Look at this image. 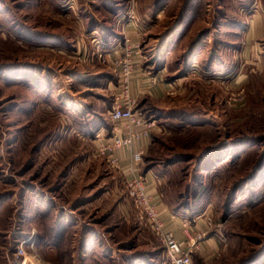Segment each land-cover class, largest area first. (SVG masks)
Masks as SVG:
<instances>
[{
	"label": "rangeland",
	"instance_id": "rangeland-1",
	"mask_svg": "<svg viewBox=\"0 0 264 264\" xmlns=\"http://www.w3.org/2000/svg\"><path fill=\"white\" fill-rule=\"evenodd\" d=\"M127 44L162 200L210 218L212 264H264V0H0V264H94L125 226L159 244L97 151L118 89L98 54Z\"/></svg>",
	"mask_w": 264,
	"mask_h": 264
},
{
	"label": "built area",
	"instance_id": "built-area-1",
	"mask_svg": "<svg viewBox=\"0 0 264 264\" xmlns=\"http://www.w3.org/2000/svg\"><path fill=\"white\" fill-rule=\"evenodd\" d=\"M142 57L138 44H127L124 49L114 50L113 54L99 53L98 60L111 68L117 78L115 100L110 112L111 122L114 124V134L97 144L100 156L106 158L112 167L118 166V152L122 149L132 151L131 159L139 164L142 161L141 150H131L135 143L146 139L150 135V122L136 108L137 100L132 95L131 77L136 72H141L140 59ZM154 83V78L152 80ZM125 194L133 208L141 212L144 224L150 228L159 244L163 247L161 264H195L192 256L201 250V241L207 233L194 232L187 219L181 220L185 240L178 242L159 212V204L156 197L150 194L146 188L145 177L141 174L125 179ZM210 219H208V223ZM210 224V223H209ZM16 257L24 255L21 244L16 247Z\"/></svg>",
	"mask_w": 264,
	"mask_h": 264
},
{
	"label": "crops",
	"instance_id": "crops-1",
	"mask_svg": "<svg viewBox=\"0 0 264 264\" xmlns=\"http://www.w3.org/2000/svg\"><path fill=\"white\" fill-rule=\"evenodd\" d=\"M113 45L114 44H112V46ZM115 48L116 46H114L111 51L114 52V50H116ZM142 76L143 75L141 73H137L132 78V92L135 94H144L149 89L148 82H146L147 78H143ZM154 90L156 92L159 91L157 88H154ZM101 127L103 126L101 125ZM99 142L100 141H98V143ZM148 145L149 137L135 143L131 150H141L143 153V160L144 154L148 149ZM131 152L132 151L122 149L117 154L119 157L118 164L120 166V170L123 171L122 173L125 174V179H129L130 176L135 174H141L145 177L147 191L156 197L162 220L165 221L167 228L170 229L178 242L184 241L185 235L183 233L181 220L183 218L187 219V217L184 213H177L166 205L159 194V185L161 181L156 176V172L149 166H145V163H141L140 165L136 164L131 159ZM125 203L121 204V211L126 213L129 210L128 205L130 204L127 198ZM131 206L132 205H130V208ZM131 210L132 209H130V211ZM208 219L210 218H205L203 214H200L196 218H189L188 221L194 232L201 231L207 233L206 238L200 242L201 250L192 256V258L196 260V264H212L214 259H217L220 253H225L226 251L225 249L227 245L224 246V244L221 243L220 238L218 237V229L213 228L211 224H209L210 222L208 223ZM126 229L128 232L125 234L112 235L111 243L108 241H102L98 244L99 249L96 252L97 260L95 263L161 264V257L164 253L162 245L160 244V246L159 244L154 243L153 237L147 233H141L137 231V229H132V226H125V230Z\"/></svg>",
	"mask_w": 264,
	"mask_h": 264
},
{
	"label": "bare ground",
	"instance_id": "bare-ground-1",
	"mask_svg": "<svg viewBox=\"0 0 264 264\" xmlns=\"http://www.w3.org/2000/svg\"><path fill=\"white\" fill-rule=\"evenodd\" d=\"M23 243V242H22ZM28 263V261H27V259L24 261V262H20L19 264H27Z\"/></svg>",
	"mask_w": 264,
	"mask_h": 264
}]
</instances>
